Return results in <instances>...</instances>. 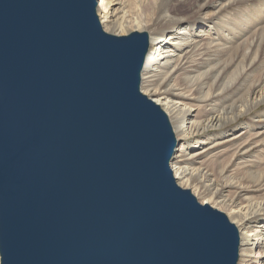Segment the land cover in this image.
I'll return each instance as SVG.
<instances>
[{
	"label": "water",
	"instance_id": "water-1",
	"mask_svg": "<svg viewBox=\"0 0 264 264\" xmlns=\"http://www.w3.org/2000/svg\"><path fill=\"white\" fill-rule=\"evenodd\" d=\"M97 0H0L1 264H237L227 217L180 189L145 34Z\"/></svg>",
	"mask_w": 264,
	"mask_h": 264
},
{
	"label": "bare ground",
	"instance_id": "bare-ground-1",
	"mask_svg": "<svg viewBox=\"0 0 264 264\" xmlns=\"http://www.w3.org/2000/svg\"><path fill=\"white\" fill-rule=\"evenodd\" d=\"M96 15L108 35L147 36L140 91L172 127L176 185L234 225L237 264L263 262L264 202L249 199L264 192V155L219 149L239 143L223 129L240 118L264 129V0H97Z\"/></svg>",
	"mask_w": 264,
	"mask_h": 264
},
{
	"label": "rangeland",
	"instance_id": "rangeland-1",
	"mask_svg": "<svg viewBox=\"0 0 264 264\" xmlns=\"http://www.w3.org/2000/svg\"><path fill=\"white\" fill-rule=\"evenodd\" d=\"M181 9H184V7H181ZM201 27H203V24H200L198 26V29H200ZM258 36H260V35L258 34ZM227 39H230V35L227 36ZM261 110H262V108H259L255 112L258 111V115H260L259 113L261 112ZM256 124H259V122H256ZM225 129H226V131H230V132L231 131L242 130L243 131L242 132L243 134L241 133V135H240V137L242 139L239 137L238 138L239 139V143L236 144L233 147L231 145H228L227 143H229V142H227L219 150H239L243 146L249 147L251 145V149H253L256 152H258L256 154L264 155V134H263L264 133V131H263L264 129L263 130H260L261 129L260 127L254 126V123L251 122V117L249 118V116H247V117H244V118H240L239 119V124L237 126H236L235 123H233V124H230V126L227 125L223 129V132H225ZM247 130H250V131L247 132ZM258 131H261L262 132V133H260L259 136H254V137L251 136L252 133H255V132H258ZM252 145H254V147H252ZM263 162H260V163H262V165L258 163V167L256 169V173H255L254 177H259L260 175H263L264 174V163ZM215 168L217 169L218 167H215ZM217 170L219 171V169H217ZM237 175H238V173H237ZM249 175H251V174H249ZM247 176H248V174L245 177H247ZM261 186H264V183L261 184ZM250 202L251 203L252 202H264V192H255V193L252 192L250 194L249 203ZM198 203H199V201H198ZM244 204L246 205L247 203L245 202ZM254 262L252 264H258V261H254ZM259 264H264V260H263V262L261 261Z\"/></svg>",
	"mask_w": 264,
	"mask_h": 264
}]
</instances>
